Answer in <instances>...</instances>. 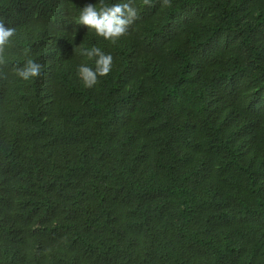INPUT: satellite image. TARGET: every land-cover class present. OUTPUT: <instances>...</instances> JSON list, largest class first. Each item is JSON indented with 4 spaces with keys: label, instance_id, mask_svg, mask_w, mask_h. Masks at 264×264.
I'll return each instance as SVG.
<instances>
[{
    "label": "trees",
    "instance_id": "trees-1",
    "mask_svg": "<svg viewBox=\"0 0 264 264\" xmlns=\"http://www.w3.org/2000/svg\"><path fill=\"white\" fill-rule=\"evenodd\" d=\"M86 4L136 16L105 39ZM0 21V264H264V0H0ZM93 47L112 67L85 87Z\"/></svg>",
    "mask_w": 264,
    "mask_h": 264
},
{
    "label": "clouds",
    "instance_id": "clouds-1",
    "mask_svg": "<svg viewBox=\"0 0 264 264\" xmlns=\"http://www.w3.org/2000/svg\"><path fill=\"white\" fill-rule=\"evenodd\" d=\"M135 16L136 10L127 4H114L111 7L86 4L81 9L78 23L94 29L97 35L105 39H114L125 32L126 25L131 23ZM14 34L13 27H8L0 21V62H3L5 46ZM82 54L89 59L95 57V69L87 65H81L78 68V75L84 86L93 87L97 83L98 76H106L111 71L112 56L96 47L84 49ZM40 72L41 66L32 59H28L25 66L17 70L16 75L23 80H29L37 77Z\"/></svg>",
    "mask_w": 264,
    "mask_h": 264
}]
</instances>
